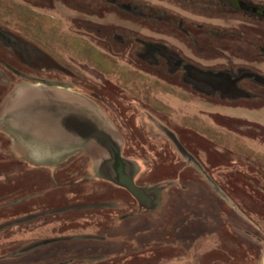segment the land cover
<instances>
[{"label":"rangeland","instance_id":"rangeland-1","mask_svg":"<svg viewBox=\"0 0 264 264\" xmlns=\"http://www.w3.org/2000/svg\"><path fill=\"white\" fill-rule=\"evenodd\" d=\"M131 1L150 6L153 12L141 19L98 0H0V117L19 89L37 85L25 79L65 83L91 97L83 96L117 128L124 143L121 156L138 173L137 187L164 190L165 184L177 180L178 187H189L199 196L190 200L191 192H184L169 200V192L161 190L156 208L143 211L125 189L93 180L91 166L84 163L90 158L86 154L99 153L91 146L57 167V183H50L41 169L45 167L26 159L21 144L4 128L0 131V264H263L264 90L255 92L244 81L239 86L249 92L247 98L224 95L200 81H187L189 87L178 74L137 57L149 44L210 74L235 75L244 70L264 77V53L258 50L264 49V24L232 13L215 0L207 5L195 0L193 4ZM158 15L168 21L161 22ZM178 21L185 22L188 30L198 27L228 37L226 41L198 37L195 44L177 28ZM113 34L127 41L121 46L112 43ZM143 101L155 108L164 101L172 116L185 118L169 123L183 139V148L176 149L153 128L147 131ZM185 127L190 134H184ZM227 175L239 181V194L231 195L226 188ZM70 180L85 181L63 185ZM83 189L90 198L71 196L82 195L78 191ZM95 191L128 197L133 203L132 218L124 227L114 230L107 214L100 217L98 211L81 210L84 201L95 200ZM188 201L192 208H187ZM69 205H78L74 208L79 210L53 212L65 206L62 211L73 209ZM175 216L180 217L178 223ZM87 218L91 222L83 221ZM69 221L75 224L67 225ZM143 221L149 227L137 229ZM99 228L110 229L113 236L128 231V241L115 252L110 243H101L104 248L98 249L100 245L92 246L98 244L94 239L68 237L103 235ZM48 240L57 241L23 252Z\"/></svg>","mask_w":264,"mask_h":264},{"label":"water","instance_id":"water-1","mask_svg":"<svg viewBox=\"0 0 264 264\" xmlns=\"http://www.w3.org/2000/svg\"><path fill=\"white\" fill-rule=\"evenodd\" d=\"M202 75L204 78L197 76L196 79L214 90H220L224 86L233 97H249L236 88V81H231V76L227 73ZM0 118L9 133H21L24 136L27 152L30 151L27 145L30 141L55 143L82 139L99 144L108 153V158L99 166L100 177L125 189L141 208H156L155 200L163 189L140 188L134 184L133 165L121 156L120 147L110 136L104 118L85 98L43 85L26 86L14 94ZM56 241H43L23 252L27 253Z\"/></svg>","mask_w":264,"mask_h":264},{"label":"flooded vegetation","instance_id":"flooded-vegetation-1","mask_svg":"<svg viewBox=\"0 0 264 264\" xmlns=\"http://www.w3.org/2000/svg\"><path fill=\"white\" fill-rule=\"evenodd\" d=\"M98 1L102 4H105L109 8H113L114 10H118L120 12H123L126 15L135 16V17L141 18V19L147 18L153 12V10L151 9L150 6L143 5L141 3L137 4L131 0H98ZM189 1H191V2H189L190 4L194 3V0H189ZM196 2L198 4H204V5L209 4L208 0H195V3ZM215 2L219 6L224 5L225 7H227V6L230 7L232 9V13H239L242 15V17H244V16L250 17V19H253L254 21L258 22V24H264V2H262V1H258V0H215ZM234 8H235V10H234ZM158 18L163 23H166L168 21V18L165 17L164 15L163 16L158 15ZM78 22L81 23L80 21H78ZM184 24H185V22L178 21L177 28L180 29L181 31H183V33H184V35H186V37H191L192 42L195 44L198 42V40H197L198 37L204 38V39H207L210 41L211 40H213V41H215V40L226 41V39L228 37V35H226L227 33L226 34L224 32L220 33L218 31H211L209 29L208 30H206V29L202 30L201 28H198V27H193V29L188 30V29L184 28ZM95 31L97 32L98 30L96 29ZM98 34H100V33H98ZM2 36L4 37V35H2ZM125 38L126 37H124V36H119L117 34H113L111 39H110V42L121 46L123 43L125 44V41H127ZM258 50H260L264 53L263 48L259 47ZM166 52L167 51L165 49H163L162 47L147 44L146 46L143 47V50L140 51L137 58L139 60H142L143 62H145V64L149 63V65H151V66H155L158 68H164V69L166 68V69H168V73H170L171 75L178 74L179 76H181L179 81H182V82H184V80H185L186 82L191 81V82L196 83V82H198V80L196 79L197 76L200 78H204V75H202V74L209 73V71L201 70L196 65H194L190 62H187L182 57L172 56ZM228 72H227V74H229L231 76V81H236V88L238 90H241L243 92L245 91V93L247 92L244 88L239 86L244 81H249V83H247V85L251 89H257V90H255V92L259 91V89L264 90V77H262L261 75H259L257 73H253V72L251 73V72H246V71L242 70L239 73L235 74L237 76L239 74H242V76L240 78L239 76L236 77L233 73H230V72L228 73ZM211 73H213V72H211ZM32 80H35V79L32 78ZM40 80L41 79H39V81ZM25 81H30L29 83H31V84L43 85V86H47L49 88H57V89L65 90V91L76 92L74 89H72L71 87H69L65 83H59V82L52 81V80L43 79L40 82H36V81H31V80L25 79ZM189 82H187L186 85L189 87H192L191 85H189L190 84ZM202 85H205L208 89H213L211 86H208L206 83H203ZM220 91L224 95H230V94H228V89H226L224 86H221ZM76 93L80 94L81 96L91 98L87 94H85L84 92L77 91ZM248 93H246V94H248ZM143 102H144V107H142L141 110L143 112L144 121H146V124H147V131L150 132V130H152V128H153V130H157L158 132L163 134L169 140V142H171L173 147H175L176 149L178 147L183 148L185 146L183 139L180 137V135L178 133H176L171 128L170 124L172 122H175V121L176 122L177 121L182 122V120H184L185 118H183L182 120H177L174 117V115L172 116L173 112L170 111L169 109H167V106L169 107V105L167 103H165L164 101H162V103L157 105L158 108H155L154 104L147 103L146 101H143ZM93 106L100 113V115L104 118V121L109 128L110 134H111L113 140L119 145L120 150L124 149V143L122 141V137L119 134L117 128L108 119V117L102 112L101 108L99 106H97L96 103L93 104ZM152 108L154 109V111L156 113L159 114V116L154 114L153 110H151ZM184 134H190V132L187 130L186 127L184 128ZM98 154H99V158L103 159V157H106V151H104V150H101V152ZM88 159L90 160L89 162L92 165H94L93 164L94 159H92V158H88ZM68 162H69V160L67 161V163ZM94 166H95L94 167L95 177L101 178L99 173H98L99 167L98 166L96 167V165H94ZM137 174L138 173H134V180H135ZM100 181L108 182V183L113 185V183H111L110 181H108L104 178H101ZM176 181L177 180H172V183H176ZM68 185H69V183H68ZM137 204H138V202H137ZM142 210L148 211L144 208H142ZM87 215H88V217L92 216L90 213H88Z\"/></svg>","mask_w":264,"mask_h":264},{"label":"trees","instance_id":"trees-1","mask_svg":"<svg viewBox=\"0 0 264 264\" xmlns=\"http://www.w3.org/2000/svg\"><path fill=\"white\" fill-rule=\"evenodd\" d=\"M49 179H50V183H57L56 180L53 179L51 176H49ZM88 180L89 179H87V181ZM84 181H80V182H84ZM90 181H92V180H90ZM223 182L225 183L226 188L230 191V194L231 195H234L233 194V191H237V194H239L238 190H240V191L242 190L238 186L239 181H237V179L234 176H230V175L224 176L223 177ZM68 183H69V186H70V185L76 184L78 182L71 181V182H68ZM68 183H64L63 185H66L67 186ZM169 183H172V181H170ZM56 186H57V184H56ZM114 187H116V186H114ZM245 189H247V188L245 187ZM83 190L84 191H82V190L81 191H78V192H81L82 195H80L78 193L77 194L76 193H73L72 195L75 198L80 197V199L81 198H83V199L90 198V194L88 193L89 191L86 190V189H83ZM165 191L166 192H169L168 193V196H167V199L169 198V200L170 199H175L177 197L182 196V193H184V192H186L188 194L191 192L190 196L187 197L190 200H192V198L194 196H196V197L199 196L196 193H192L193 190L192 189L190 190L189 187L186 188V189H183L181 187H178L177 186V183L176 184L175 183H172L171 185H169L168 183L165 184ZM250 191L252 193H254V194L256 193V191H253L252 189H250ZM96 193H98V194H96ZM240 194H242V192ZM94 196H95V200L94 201H92V200H91L92 202L91 201H84L83 205H81L82 206L81 210H85V211L95 210V211H98L99 214H100V217H101V214H102V216L105 215V214H107L111 218V221H113L114 230L116 228L121 229V227H124V225H126V223L130 220V218H132V216L130 215V213L132 211L129 210V209H131V205H133V203L131 201H128V197H126L125 199L123 197H122L123 198L122 199L119 195H117V196L114 195V196L107 197V195H105V193H101L99 191H97V192L95 191V195ZM185 196H187V195H185ZM43 197H45V196H43ZM191 203L188 201L189 207H187V208H192V207H190V205L192 206ZM185 204H187V203L185 202ZM74 206L77 207L78 205H69V206H67V208H70V209L73 208V209L68 210V211H62L66 206L65 207H61V208H57V209L55 208L56 210L53 209V212H56V213H59V214H65L66 212L69 213V212L78 211L79 209L74 208ZM178 210H180V208H178ZM177 213L179 214V213H181V211H179ZM43 216H47V215H43ZM176 218L178 219L177 220V223H178L180 221V217L179 216L178 217L175 216L173 219H176ZM83 221H85L86 223L91 222V221H89L88 218L85 219V220H83ZM75 222H77V221H75ZM71 224H75V223H73L71 221L67 222V225H71ZM173 224H174V222H173ZM148 227H149L148 223H146V222L143 221L142 224H141V226H138L137 229H139V228L140 229H147ZM99 231H102L103 232L102 233L103 235L96 236V235H92V234H83V233H80L79 234L78 233V234H73V235L68 236V237L69 238L77 237V238H80L82 240H91V239H94L96 242H98V245H100L98 249L104 248L102 246L103 244H101V243H105V242L106 243H110L113 246L115 245V249H114L115 252H118L119 251L118 247L121 246L123 243H127V241H128L127 239L129 238V236H127L128 231H125L124 233H122V235L120 234L118 236H113L114 234L109 233L110 232V229H101V228H99ZM111 231H112V229H111ZM104 234H106V235H104ZM107 234L109 235L108 237H107Z\"/></svg>","mask_w":264,"mask_h":264},{"label":"crops","instance_id":"crops-1","mask_svg":"<svg viewBox=\"0 0 264 264\" xmlns=\"http://www.w3.org/2000/svg\"><path fill=\"white\" fill-rule=\"evenodd\" d=\"M60 90H62V89H60ZM63 91H65V90H63ZM67 92H69L70 94L81 96L80 94H76L72 91H67ZM81 97H83V96H81ZM86 100L96 110V108L93 106V104L88 99H86ZM4 108L5 107L3 106L2 109H4ZM1 124H2V122H1ZM0 131L1 132L5 131L3 125H0ZM7 133H9V132H7ZM109 133H110V131H109ZM10 135L12 136L13 141H17L18 144L19 143L21 144L22 149L25 151L26 159H28L33 164L35 163L34 165L36 167L44 166L45 168H41V169H43L45 171L44 173L48 177L51 176L53 179H57L56 175H57V172H59V171H57V172L55 171L57 169V167H62L63 165H66L68 160L70 161L74 158L75 155H79L81 153V151H84L86 149V147L91 146L94 149H98L99 153L101 152V150L106 151L103 147H101L99 144H97L93 141L85 142L82 139H78L77 141H72V142H68V141L64 140V141L55 142V143H41V142H36V141H34V142L30 141V142H27L28 147H30V151L27 152L26 149H28V148L25 145L26 142H25L24 136L21 133H18V134H11L10 133ZM110 136H111V134H110ZM32 152H34V154ZM86 156H89L90 158L94 159L93 164L96 165V167L97 166L99 167L100 164L102 163V161L104 159L108 158V153L106 151V157H103V159L99 158V154L96 155V157L90 156L89 154H86L85 157ZM85 157H83V158H85ZM84 161H85V159H84ZM86 161L84 162L85 165L91 166V168L94 172L95 166L92 165L89 162V160H86ZM72 175H73L72 173H69V177H72ZM93 180L100 181L101 178L95 177ZM70 181L79 182L80 180H70ZM192 188L196 189V186L192 185ZM200 192H202V190H200ZM71 196H73V195H71ZM79 244H81V242L75 243L71 246H77ZM95 245H98V244H92V246H95Z\"/></svg>","mask_w":264,"mask_h":264}]
</instances>
